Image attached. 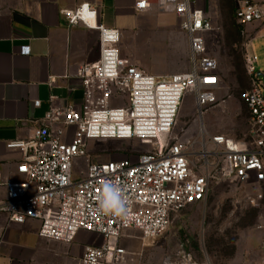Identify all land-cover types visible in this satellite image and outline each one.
<instances>
[{
  "label": "built area",
  "instance_id": "2783aa9c",
  "mask_svg": "<svg viewBox=\"0 0 264 264\" xmlns=\"http://www.w3.org/2000/svg\"><path fill=\"white\" fill-rule=\"evenodd\" d=\"M151 2L135 0V10L144 12ZM157 3L182 21L189 45L188 71L169 75L145 71L122 54L121 32L102 24L95 6L82 3L64 9L62 14L70 25L82 24L99 33V59L76 71L82 103L51 109L31 139L7 144L23 153L18 165L23 179L6 184L7 197L0 203V211L10 222L40 220L39 235L47 239L70 243L82 230L101 235L103 242L87 245L77 264L136 263L143 251L119 244L126 231H139L142 245L149 246L169 228L175 215L207 199L213 180L264 181V95L258 57L245 55L251 83L243 95L250 114L246 141L226 134L206 136L203 126L200 138L190 135L189 129L177 131L178 115L188 94L194 96L200 121L217 102L219 63L206 46L215 27L196 0ZM235 18L242 27L262 21L264 4L238 0ZM30 51L25 45L21 53ZM106 140H137L151 150L89 162L82 175L75 177V164L89 157V142ZM106 179L126 192L129 215L125 220L97 211ZM161 264L212 263L209 258L198 261L192 253H169Z\"/></svg>",
  "mask_w": 264,
  "mask_h": 264
},
{
  "label": "rangeland",
  "instance_id": "374dc122",
  "mask_svg": "<svg viewBox=\"0 0 264 264\" xmlns=\"http://www.w3.org/2000/svg\"><path fill=\"white\" fill-rule=\"evenodd\" d=\"M224 0H205L202 8L212 19L215 32L206 39L207 51L218 59L220 85L217 102L209 106L200 121L194 96L188 94L182 103L176 129H189L200 138L201 128L206 136L226 134L246 141L249 109L244 93L251 88L245 69L246 53L261 56L260 39L248 42L247 33L225 11ZM150 23L132 39L127 57L139 62L140 68L152 74L169 75L189 70V45L181 28V19L170 9H162ZM264 59L257 61L261 72L264 95ZM151 147L139 141H90L89 157L79 159L74 176L80 177L87 163L122 159L147 153ZM140 232L129 230L119 244L131 251H143L141 264H161L169 253H192L196 260L209 258L212 264H264V181L261 183H232L213 180L207 199L175 215L169 228L156 241L144 247Z\"/></svg>",
  "mask_w": 264,
  "mask_h": 264
},
{
  "label": "crops",
  "instance_id": "0c3cea01",
  "mask_svg": "<svg viewBox=\"0 0 264 264\" xmlns=\"http://www.w3.org/2000/svg\"><path fill=\"white\" fill-rule=\"evenodd\" d=\"M224 1L225 11L236 19L238 0ZM252 1L264 4V0ZM82 3L95 6L106 27L119 29L124 56L129 52L123 47H129L140 30L152 28L150 18L163 11L157 0L144 12L135 10V0H0V203L7 197L6 184L23 179L18 172L23 153L7 144L31 139L51 109L82 103L76 71L99 59V33L82 24L70 25L62 14ZM196 3L205 7V0ZM243 29L248 37L246 51L251 40L260 39L258 60L264 59V20ZM25 45L31 49L28 55L21 53ZM132 61L140 67L137 59ZM107 157L99 161H109ZM40 224L33 218L10 222L0 211V264H77L87 245L103 242L101 235L84 230L70 243L47 239L39 235Z\"/></svg>",
  "mask_w": 264,
  "mask_h": 264
},
{
  "label": "clouds",
  "instance_id": "9594fccd",
  "mask_svg": "<svg viewBox=\"0 0 264 264\" xmlns=\"http://www.w3.org/2000/svg\"><path fill=\"white\" fill-rule=\"evenodd\" d=\"M97 211L103 215L127 219L129 201L124 188L115 181L106 179L102 185V193L97 202Z\"/></svg>",
  "mask_w": 264,
  "mask_h": 264
}]
</instances>
